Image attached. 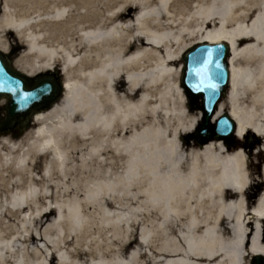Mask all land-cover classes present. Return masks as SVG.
Returning <instances> with one entry per match:
<instances>
[{
	"label": "bare ground",
	"instance_id": "1",
	"mask_svg": "<svg viewBox=\"0 0 264 264\" xmlns=\"http://www.w3.org/2000/svg\"><path fill=\"white\" fill-rule=\"evenodd\" d=\"M250 1L0 0V51L14 53L12 66L29 77L60 72L64 86L60 102L21 137L0 139V264L264 259V0L249 30L217 29L230 14L247 18ZM220 42L231 45V83L214 121L229 114L236 139L252 134L257 148L217 140L199 148L178 135L162 139L159 129L155 139L141 131V110L150 105H158L155 113L181 103L178 120L190 118L182 56ZM182 127L180 135L193 131ZM85 151L90 193L83 199L71 189L79 169L68 159ZM124 152L133 154L125 171ZM141 159L153 170L154 211L126 204ZM145 223L160 230L155 240H141ZM175 228H186L183 240L168 232Z\"/></svg>",
	"mask_w": 264,
	"mask_h": 264
},
{
	"label": "water",
	"instance_id": "2",
	"mask_svg": "<svg viewBox=\"0 0 264 264\" xmlns=\"http://www.w3.org/2000/svg\"><path fill=\"white\" fill-rule=\"evenodd\" d=\"M231 52L228 43H203L190 49L183 57L182 86L190 111L202 109L204 114L203 122L194 135L201 147L214 140H224L229 147L235 145L237 125L228 114L212 124L218 105L229 88ZM63 91L58 77L41 74L31 78L19 73L12 68L9 57L0 51V100L5 99L8 103L6 118H0V137L19 126L29 129L37 113L50 110L60 102ZM253 264H264L263 257L256 256Z\"/></svg>",
	"mask_w": 264,
	"mask_h": 264
},
{
	"label": "rangeland",
	"instance_id": "3",
	"mask_svg": "<svg viewBox=\"0 0 264 264\" xmlns=\"http://www.w3.org/2000/svg\"><path fill=\"white\" fill-rule=\"evenodd\" d=\"M245 4L246 3L244 2L243 5ZM247 6H250V9H251L248 12L249 16L247 18L240 19L238 17H235L234 14H230L229 16L226 17V19H224V21L219 22L217 29L222 30L223 32L227 34L238 33L241 30H249V26L252 25V22L255 19V17L260 14L261 4L259 3L258 0H251L250 2H248ZM263 23L264 22H259L258 27H261L262 30L264 31ZM251 42L253 43L254 41L246 40V41H243V44H249ZM7 55H9V57L12 58L14 53H7ZM244 66H245L244 61H242L238 65V67L240 68ZM56 74L60 75L61 73L56 72ZM54 75L55 74H53L52 76ZM181 77H182V73H181ZM60 78L62 79V76H60ZM155 106H158V105L156 104L154 105V107ZM154 107L153 105H150L149 108H147V111L143 109L141 110V128H140L141 131H144L146 129L151 130L153 133V137L155 139L156 135L159 134V132L156 133L159 129L162 131V139H165V140L167 139L168 141H172L176 137V135H178V139L180 141L185 140L186 142H191V143L196 144L195 140L192 138V135L195 134L198 126L201 124V120H202L201 110H197V111L189 113V108H188V104L186 100L185 105H184V110L189 113L190 118L185 123H183L184 124L183 125L182 122L178 120L179 113H182L183 104L181 103L172 104L171 103L168 105H161L159 109H156L155 113H154ZM182 126L183 127L193 126V131L191 135H180L178 131ZM252 137L253 135L249 134V135H246L242 141H238L236 139V145L243 144L244 149H247L250 146V149H251L250 151H254L257 148L258 143H256ZM128 138L129 139L131 138L130 134L126 136L127 143L129 142ZM261 142H262V139H260V144ZM157 145L162 146L163 144L159 142H155V146ZM85 146L87 147L88 144H86ZM90 147L91 146H89V148ZM82 148L85 149V147H82ZM141 148H142L141 156L142 157L146 156V155H143L145 151L142 146ZM109 156L113 157L112 154H110ZM152 156L154 158V155ZM123 157H124L123 170L125 171L127 169V166L131 164L130 161H131V157H133V154L125 153ZM146 157L149 161V166H152L154 163V159L150 158L149 156H146ZM68 160L70 162V167L75 165L79 169V173L76 174L77 178L74 181L73 180L70 181L71 183H73L71 186V189L72 191H76L77 195L85 199V197H87V195H89L90 193L86 178H87L89 167L91 165V156L90 154H88V152L85 151L82 156L78 157V160H75V162H73L72 158H69ZM72 162L73 164L71 165ZM145 164H146L145 161L142 159H141V162L138 164V168L136 170L138 171V175H136L135 179H133L132 181V183L135 182L134 184L135 187H132V188L128 187L127 190L125 189V194L127 198V202H126L127 206H129L130 208H135L141 212L154 211V208L160 209V207L154 206V179L151 180V178H153V176H151V173L153 170L151 167H148ZM263 168H264V163L260 165V169H259L260 173L263 170ZM70 169L71 168H69V170ZM133 194H136V197L132 199ZM53 200L54 198L47 197L44 199V202H49V201L51 202ZM146 223L138 230V234L141 240L142 239L143 240L144 239L155 240V237H158V235L161 234L160 230L154 229V225L152 224L150 225ZM263 231H264V227L262 228V230H260L262 240H263ZM168 232L176 236L178 238V241L183 240L184 236H186V233H187L186 228H175L174 230L171 229V231H168ZM245 255H246L245 251L241 253L242 261L245 260ZM253 262H254V257L250 258V264H253Z\"/></svg>",
	"mask_w": 264,
	"mask_h": 264
},
{
	"label": "flooded vegetation",
	"instance_id": "4",
	"mask_svg": "<svg viewBox=\"0 0 264 264\" xmlns=\"http://www.w3.org/2000/svg\"><path fill=\"white\" fill-rule=\"evenodd\" d=\"M19 130L18 131H15V132H13V135H15V136H19L20 134H19Z\"/></svg>",
	"mask_w": 264,
	"mask_h": 264
},
{
	"label": "snow or ice",
	"instance_id": "5",
	"mask_svg": "<svg viewBox=\"0 0 264 264\" xmlns=\"http://www.w3.org/2000/svg\"><path fill=\"white\" fill-rule=\"evenodd\" d=\"M213 131H215V129H213Z\"/></svg>",
	"mask_w": 264,
	"mask_h": 264
}]
</instances>
